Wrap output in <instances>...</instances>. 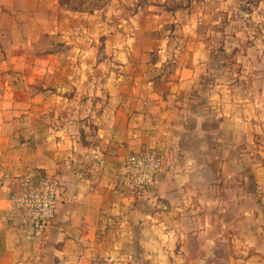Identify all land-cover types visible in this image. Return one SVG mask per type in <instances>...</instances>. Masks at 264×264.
<instances>
[{"label":"crops","instance_id":"1","mask_svg":"<svg viewBox=\"0 0 264 264\" xmlns=\"http://www.w3.org/2000/svg\"><path fill=\"white\" fill-rule=\"evenodd\" d=\"M247 1L0 0V264H264V60L206 35ZM148 150V192L118 185ZM27 177L61 182L37 242Z\"/></svg>","mask_w":264,"mask_h":264},{"label":"built area","instance_id":"2","mask_svg":"<svg viewBox=\"0 0 264 264\" xmlns=\"http://www.w3.org/2000/svg\"><path fill=\"white\" fill-rule=\"evenodd\" d=\"M162 156L156 150L142 152L128 160L116 177L118 185L136 193H146L162 168ZM70 200H76L71 195ZM61 201V182L58 179L32 177L20 181V188L10 198L8 221L28 240L37 242L44 237L54 220ZM164 209L162 203H158Z\"/></svg>","mask_w":264,"mask_h":264},{"label":"rangeland","instance_id":"3","mask_svg":"<svg viewBox=\"0 0 264 264\" xmlns=\"http://www.w3.org/2000/svg\"><path fill=\"white\" fill-rule=\"evenodd\" d=\"M243 5L239 6L238 16L231 17L228 11H223L221 17L208 20L206 27V35L214 38L216 51L223 52V48L228 49L233 43L240 46L231 55H222L221 58L228 69L235 67L236 73L241 70L239 66L246 57L257 60L262 55L264 60V49L261 51L258 46L262 43L264 48V25L260 27V18L257 17L264 11V0H248L245 7Z\"/></svg>","mask_w":264,"mask_h":264}]
</instances>
